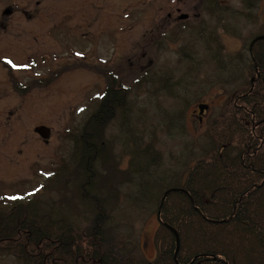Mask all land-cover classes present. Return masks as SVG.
<instances>
[{
    "label": "rangeland",
    "instance_id": "374dc122",
    "mask_svg": "<svg viewBox=\"0 0 264 264\" xmlns=\"http://www.w3.org/2000/svg\"><path fill=\"white\" fill-rule=\"evenodd\" d=\"M16 1L39 18L17 5L6 17L11 0H0V211L36 202L86 238L94 214L74 202L95 184L109 193L103 227L113 254L152 262L156 200L209 148L211 122L249 79L264 0ZM114 81L123 104L95 128ZM200 104L209 105L201 122ZM41 126L47 140L34 131ZM0 264L22 263L0 249Z\"/></svg>",
    "mask_w": 264,
    "mask_h": 264
},
{
    "label": "trees",
    "instance_id": "16d2710c",
    "mask_svg": "<svg viewBox=\"0 0 264 264\" xmlns=\"http://www.w3.org/2000/svg\"><path fill=\"white\" fill-rule=\"evenodd\" d=\"M249 53L250 77L211 122L209 148L156 200L152 262L113 254L103 227L109 193L102 196L92 183L74 202L79 214H94L86 238L66 214L51 221L36 202L15 203L10 215L0 211V249L22 264H264V38ZM120 87L109 83L92 118L95 128L99 117L104 127L123 104Z\"/></svg>",
    "mask_w": 264,
    "mask_h": 264
},
{
    "label": "flooded vegetation",
    "instance_id": "af4514ba",
    "mask_svg": "<svg viewBox=\"0 0 264 264\" xmlns=\"http://www.w3.org/2000/svg\"><path fill=\"white\" fill-rule=\"evenodd\" d=\"M38 3H40V2H37L36 4L38 5ZM15 5H17V7L21 9L20 14H22L23 15L22 17H24L25 19L36 20L39 18V15L36 13V9H33L32 12L26 11L25 9L19 7V4L17 3L16 0H11V2L6 6V8L3 9L2 15L4 14V16H6V17L14 16L16 10L14 8H12L11 6H15ZM168 16L170 17L171 15L169 14ZM69 17H73V16H69ZM82 58H83V60H80V61L82 62V64L85 63L83 65H86V62H85L86 57H82Z\"/></svg>",
    "mask_w": 264,
    "mask_h": 264
},
{
    "label": "water",
    "instance_id": "95a60500",
    "mask_svg": "<svg viewBox=\"0 0 264 264\" xmlns=\"http://www.w3.org/2000/svg\"><path fill=\"white\" fill-rule=\"evenodd\" d=\"M180 19H187V16L186 15H182L180 17ZM199 110H200V114L202 115L206 110H208V106L207 105H200L199 106ZM36 133H38L43 139H47L49 137V134H50V131L48 128L46 127H39L35 130ZM175 191V190H173ZM169 192L166 193V195L168 194Z\"/></svg>",
    "mask_w": 264,
    "mask_h": 264
},
{
    "label": "snow or ice",
    "instance_id": "6c2138e0",
    "mask_svg": "<svg viewBox=\"0 0 264 264\" xmlns=\"http://www.w3.org/2000/svg\"><path fill=\"white\" fill-rule=\"evenodd\" d=\"M10 63V62H9ZM7 199L11 200V201H16V200H22L23 198L22 197H8Z\"/></svg>",
    "mask_w": 264,
    "mask_h": 264
}]
</instances>
